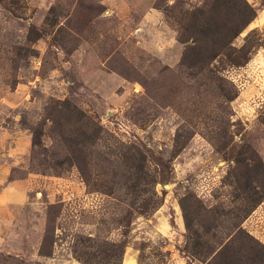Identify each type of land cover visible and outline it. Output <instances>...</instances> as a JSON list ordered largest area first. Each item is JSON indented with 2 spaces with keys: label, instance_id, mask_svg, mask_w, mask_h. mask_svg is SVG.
<instances>
[{
  "label": "rangeland",
  "instance_id": "374dc122",
  "mask_svg": "<svg viewBox=\"0 0 264 264\" xmlns=\"http://www.w3.org/2000/svg\"><path fill=\"white\" fill-rule=\"evenodd\" d=\"M247 3L0 0V264H223L242 217L262 250L264 23L183 61Z\"/></svg>",
  "mask_w": 264,
  "mask_h": 264
},
{
  "label": "trees",
  "instance_id": "16d2710c",
  "mask_svg": "<svg viewBox=\"0 0 264 264\" xmlns=\"http://www.w3.org/2000/svg\"><path fill=\"white\" fill-rule=\"evenodd\" d=\"M222 2L225 1V4H228V7L232 4L234 0H221ZM235 6H240L239 3H236ZM241 7V6H240ZM247 7L250 10L249 13L239 10V14L247 15L246 19L243 21L242 25L238 29L234 30H227L223 31L221 27L218 25L216 21V17H210L209 21H207L204 25H201V28L198 25V20H196L194 24V30H197V37H193L194 39V46H190L187 48L186 53L184 54L183 61H191L190 67H194L197 65H201L203 63L211 62L215 60L224 50L228 49L232 46L234 40L242 34V32L257 18V10L250 6L247 3ZM196 36V35H195ZM199 36V37H198ZM202 47L204 50H202ZM248 189H251V187ZM255 194H258L257 192ZM263 197L259 196L256 199H253V208L258 206L262 201ZM184 219L186 222V228H191V223L185 213ZM245 220V217L240 218V222L238 224V232L235 238V242L238 243L239 249L238 254L241 255L240 258L245 259L247 257L252 258V261H264L263 252L260 253L264 246L260 244L262 250L258 251L252 245H247L248 243H257L260 242L256 240L251 234H249L245 229L242 227V223ZM48 239H45L41 245L40 255L42 256H49L50 254L45 251L47 246ZM230 246L225 245L220 253L219 257H225L223 260V264H238L241 262V259L236 256H227L226 253L230 250ZM246 252V253H245ZM238 258V259H236ZM223 259V258H222ZM238 260V263L235 261ZM240 260V261H239ZM261 263V262H260Z\"/></svg>",
  "mask_w": 264,
  "mask_h": 264
},
{
  "label": "bare ground",
  "instance_id": "6f19581e",
  "mask_svg": "<svg viewBox=\"0 0 264 264\" xmlns=\"http://www.w3.org/2000/svg\"><path fill=\"white\" fill-rule=\"evenodd\" d=\"M255 23H258L260 25H262L264 23V12L263 11L259 14L257 20H255L254 22H252L249 26L250 27H253L255 25Z\"/></svg>",
  "mask_w": 264,
  "mask_h": 264
},
{
  "label": "crops",
  "instance_id": "0c3cea01",
  "mask_svg": "<svg viewBox=\"0 0 264 264\" xmlns=\"http://www.w3.org/2000/svg\"><path fill=\"white\" fill-rule=\"evenodd\" d=\"M257 17H258V15H257ZM255 20H257V18H256ZM253 22H254V21H253Z\"/></svg>",
  "mask_w": 264,
  "mask_h": 264
}]
</instances>
